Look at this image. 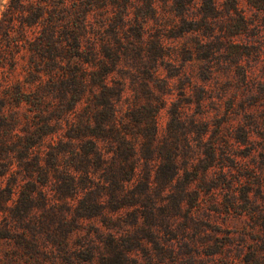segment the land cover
Masks as SVG:
<instances>
[{"label": "rangeland", "instance_id": "374dc122", "mask_svg": "<svg viewBox=\"0 0 264 264\" xmlns=\"http://www.w3.org/2000/svg\"><path fill=\"white\" fill-rule=\"evenodd\" d=\"M146 1L132 0L124 21H113L127 49L109 66L108 83L125 84L121 111L156 106L158 139L179 167L165 196L174 204L159 211L132 200L113 206L106 197L103 215L84 217L88 195L74 189L79 180L64 182L62 166L51 179L28 172L8 154L12 172L0 159V264H264V0ZM18 29L13 43L0 31V85L30 92L44 70L40 95L54 121L60 110L52 103L60 107L73 85L56 75L48 87L49 71L60 73L64 62L30 50ZM27 107L12 109L32 117Z\"/></svg>", "mask_w": 264, "mask_h": 264}, {"label": "trees", "instance_id": "16d2710c", "mask_svg": "<svg viewBox=\"0 0 264 264\" xmlns=\"http://www.w3.org/2000/svg\"><path fill=\"white\" fill-rule=\"evenodd\" d=\"M121 1L9 0L0 17V31L11 43L12 32L19 25L17 31L30 50L49 62H64L59 66L60 73L49 71L48 87L54 85L56 75L59 81L73 85L62 95L60 107L52 103L60 110L54 121L45 117L40 95L44 70L39 71L30 92L23 91L21 85H0V159H6L5 166L12 172L13 161L8 154L14 153L21 167L27 165L28 172L50 179L52 172L62 166L68 175L63 181L69 179L74 184L79 180L80 184H72L74 189L81 188L82 197L88 195L82 206L84 217L98 210L103 215L106 197L110 204L115 203L113 206L132 200L144 209L145 202L155 204L159 211L165 210L167 201L174 204L175 199L171 196L167 200L165 196L172 193L166 190L173 186L179 167L174 152L158 139L156 106L136 103L121 111L119 102L124 99L125 84L108 83L114 70L109 66L124 60L127 49L121 40L122 27L114 26L113 21H124V11L132 0ZM151 3L146 1L149 7ZM165 4L170 5L167 1ZM209 10L202 9L203 21ZM157 47L162 49L161 43ZM49 62L44 63L47 70ZM81 88L90 93L85 97L88 102L84 118L74 113ZM23 103L28 104L32 117L24 114L20 118L12 109ZM35 155L37 162L30 165L29 157ZM29 177L35 178L34 174Z\"/></svg>", "mask_w": 264, "mask_h": 264}, {"label": "clouds", "instance_id": "9594fccd", "mask_svg": "<svg viewBox=\"0 0 264 264\" xmlns=\"http://www.w3.org/2000/svg\"><path fill=\"white\" fill-rule=\"evenodd\" d=\"M8 3V0H0V12L4 11V5Z\"/></svg>", "mask_w": 264, "mask_h": 264}]
</instances>
